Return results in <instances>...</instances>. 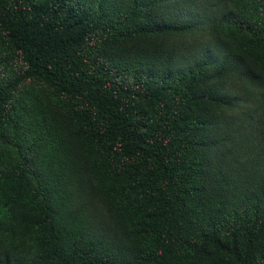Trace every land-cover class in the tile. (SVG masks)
Wrapping results in <instances>:
<instances>
[{
    "label": "trees",
    "instance_id": "16d2710c",
    "mask_svg": "<svg viewBox=\"0 0 264 264\" xmlns=\"http://www.w3.org/2000/svg\"><path fill=\"white\" fill-rule=\"evenodd\" d=\"M199 4L0 0V264H264V0Z\"/></svg>",
    "mask_w": 264,
    "mask_h": 264
},
{
    "label": "rangeland",
    "instance_id": "374dc122",
    "mask_svg": "<svg viewBox=\"0 0 264 264\" xmlns=\"http://www.w3.org/2000/svg\"><path fill=\"white\" fill-rule=\"evenodd\" d=\"M192 2L193 3V9L197 10L198 8V12L203 13V11L201 10V8H203V4H199V2H202L203 0H187V2ZM197 4H199L200 7L197 6ZM203 15V14H202ZM204 26V30L200 33H196L197 36L195 38H197V40H206L207 39V43L209 42V40L212 38V35L210 33V27L207 25H203ZM194 38V39H195ZM194 42V40H193ZM0 54H2L1 51V47H0ZM2 56V55H1ZM184 61L181 62V64H186L189 63L187 58L183 59ZM15 63H11L10 66H8L6 63L5 65L2 63L1 67H0V72L1 74H8L13 71V76L16 74L15 69L17 68L15 65ZM13 76H9V77H13ZM236 87L233 89L235 91V93L239 96V97H244L245 92L243 91V85H239L238 83L234 84ZM237 121H244L245 117L241 118V117H237L236 118ZM78 186L77 188H72V198L71 200H73L74 204H77V199L78 196L75 193L77 190L79 191L81 188V198L82 201L85 205L84 207V211L85 213L88 214L89 216V223L90 225L94 228V231L96 232V234H98L100 236V238L103 239V237L107 238V239H111L114 240V238L110 237L111 233L114 231L110 226L107 225L104 214H103V210L101 211L98 207H96V203H94L85 193V191L83 192V187L79 184H81L79 182V180H77ZM113 242V241H112Z\"/></svg>",
    "mask_w": 264,
    "mask_h": 264
}]
</instances>
